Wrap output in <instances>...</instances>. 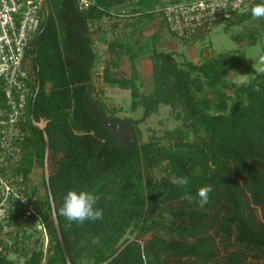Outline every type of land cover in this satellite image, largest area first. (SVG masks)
Here are the masks:
<instances>
[{
	"label": "trees",
	"instance_id": "trees-1",
	"mask_svg": "<svg viewBox=\"0 0 264 264\" xmlns=\"http://www.w3.org/2000/svg\"><path fill=\"white\" fill-rule=\"evenodd\" d=\"M169 1L175 0L163 3ZM133 2L137 7L127 10L137 16L125 20L162 17L156 8L163 3L153 0H96L86 12L74 0H47L48 13L25 54L32 94L20 167L26 175L34 164L47 165L67 257L43 178L45 205L36 209L45 222L48 245L43 249L33 233H12L11 245L0 238V264H16L8 251L22 256L21 264H264V74L255 73L240 84L227 77L228 70L238 71L242 52L200 65L186 60L184 69L173 51L153 49L154 89L142 95L136 68L128 78H115L110 67L117 63L112 60L103 67V80L128 90L132 107L143 106L137 121L165 104L179 110L175 113L185 123L169 145L140 143L136 120L127 122L131 140H118L100 119L103 104L92 86V32L110 11ZM262 2L251 0L246 11L222 24L253 18L251 8ZM212 28L183 42L203 39ZM192 73L203 78L210 94ZM41 121L43 128L36 125ZM181 177L189 181L184 187L172 182ZM205 185L212 192L201 207L196 192ZM72 189L97 195L95 207L103 210V218L81 224L59 215ZM186 192L194 197L191 202L183 198ZM13 223L24 228L16 215Z\"/></svg>",
	"mask_w": 264,
	"mask_h": 264
},
{
	"label": "built area",
	"instance_id": "built-area-1",
	"mask_svg": "<svg viewBox=\"0 0 264 264\" xmlns=\"http://www.w3.org/2000/svg\"><path fill=\"white\" fill-rule=\"evenodd\" d=\"M86 12L96 0H74ZM251 0H175L156 8L167 29L178 39L192 40L218 23L247 10ZM47 0H0V238L12 243V233H33L46 248L48 234L37 212L38 197L30 174L21 167L27 109L32 94L25 54L39 31ZM137 16L125 8L110 11V19ZM13 215L24 228L10 224ZM1 249V246H0Z\"/></svg>",
	"mask_w": 264,
	"mask_h": 264
},
{
	"label": "rangeland",
	"instance_id": "rangeland-1",
	"mask_svg": "<svg viewBox=\"0 0 264 264\" xmlns=\"http://www.w3.org/2000/svg\"><path fill=\"white\" fill-rule=\"evenodd\" d=\"M155 5H160L163 0H153ZM133 7H137L135 3H132ZM151 22L144 25L145 28L151 25ZM153 28H155L153 26ZM151 30H146L145 35L150 34ZM142 37L140 45H134L129 51L121 52L117 64L113 70L110 71L115 78L130 77L132 72V66L136 68L135 82L142 95L150 94L154 89L152 65L154 63L151 53L153 49L160 51H167V49H173L175 53V60L179 67L186 68L184 61L188 60L197 65H200L209 58L227 57L230 59L242 52L244 59L239 66L238 71L228 70L227 77L235 81L237 84L247 81L255 73L252 68V64L258 58L259 55L264 54L262 47L264 45V18L261 21L253 20V18L245 19L238 23L233 24H216L208 34L200 40L194 41L190 44V48L181 42L176 36H169L164 28H159V31L154 36ZM255 38V44H250V41ZM174 43L175 46H172ZM172 43V44H171ZM132 52L138 53V56L143 54L142 58L135 60L134 57H130ZM134 64V65H132ZM103 66H107L104 64ZM192 77H198L199 83L202 85V90L205 93H211L204 85L202 77L197 76L196 73H192ZM97 81V80H96ZM202 91V92H203ZM201 94V92L199 93ZM103 104L102 113L100 119L105 126H107L122 142H128L132 138V132L127 122H132L138 132V138L140 143L152 142L153 144L169 145L174 135L178 131L185 129V123L182 120L181 113H175L171 105L161 104L155 113H152L149 117L142 121H137L143 113V106L137 105L131 106V97L128 90L119 89L113 86V89H105L103 93L95 94ZM215 98V97H213ZM43 121L38 125L42 126ZM39 171V183L42 187V193L40 200L42 205H45L46 195L43 190L42 179L47 173V165L43 167L38 166ZM134 234H128L132 237ZM35 237V235H34ZM32 249V244H28ZM45 248L44 245L42 246ZM6 256L13 260L16 264H21L23 257L8 251ZM251 264H260L255 260H251Z\"/></svg>",
	"mask_w": 264,
	"mask_h": 264
},
{
	"label": "crops",
	"instance_id": "crops-1",
	"mask_svg": "<svg viewBox=\"0 0 264 264\" xmlns=\"http://www.w3.org/2000/svg\"><path fill=\"white\" fill-rule=\"evenodd\" d=\"M135 3V2H133ZM132 4L126 6L125 9L132 8ZM154 20V22L145 27L142 28L147 23ZM133 19L125 20V19H110V18H102L93 25V32H92V46L95 53V66L93 68V78H92V86L94 87V93H103L105 89H113V86H116L114 84L105 83L103 80V65L111 62L114 60H118L120 51L119 48L122 49L121 52L129 51L133 44L140 45L142 41V37L146 33H144L146 30H151L150 34L145 36H154L158 31L159 28H164L166 32L169 34V36L173 37L174 35L167 29L165 26L163 19L160 15L154 16L150 20L141 21L139 23L132 22ZM153 26L155 28H153ZM187 45V48H190V44L192 42H183ZM173 43V42H172ZM171 43V44H172ZM172 46H175L174 43ZM175 49V48H173ZM172 48L167 49V51H173ZM160 51V50H159ZM134 57L135 60L138 58H142L143 54L141 56H138V53L132 52L130 54V57ZM175 56V53H174ZM113 67H110V71H112ZM111 76L113 77V74L111 72ZM97 80V81H96ZM117 87V86H116ZM118 88V87H117ZM120 89V88H119ZM38 166L33 165L30 171L31 176V185L35 187L37 197H38V206H42L41 193H42V187H40L39 183V171ZM44 190V187H43ZM30 249V248H29Z\"/></svg>",
	"mask_w": 264,
	"mask_h": 264
},
{
	"label": "clouds",
	"instance_id": "clouds-1",
	"mask_svg": "<svg viewBox=\"0 0 264 264\" xmlns=\"http://www.w3.org/2000/svg\"><path fill=\"white\" fill-rule=\"evenodd\" d=\"M251 15L254 19L264 18V2L254 5L251 8ZM254 73L264 74V54L259 55L252 64ZM179 187L188 184L187 177H181L172 181ZM212 192L211 185H205L197 189L196 196L201 207L209 202V193ZM185 200L191 202L194 197L190 193H185ZM99 197L91 191L68 190L63 199V204L59 209V215L65 217L68 221L83 223L85 220H99L103 218V210L95 207Z\"/></svg>",
	"mask_w": 264,
	"mask_h": 264
},
{
	"label": "water",
	"instance_id": "water-1",
	"mask_svg": "<svg viewBox=\"0 0 264 264\" xmlns=\"http://www.w3.org/2000/svg\"><path fill=\"white\" fill-rule=\"evenodd\" d=\"M47 13H48V7H47V3H45V14H47ZM36 92H37V89L35 90L34 95L36 94ZM33 102H34V99L32 101V106H33ZM36 125L39 126L40 128L44 127V124L42 126H40L37 123ZM45 141H46V149H47V147H48V138L47 137L45 138ZM44 181H45V185H46V188H47V191H48V194H49V204H50V208H51V213H52L54 227L56 229L57 237H58V240L60 242V245H61L62 251L64 253V256L67 257L66 251H65V247H64V244H63V240H62V236H61V232H60V228H59V224H58V221H57V218H56V213H55L53 199H52V196H51V193H50V190H49V181H48L47 173H45Z\"/></svg>",
	"mask_w": 264,
	"mask_h": 264
}]
</instances>
